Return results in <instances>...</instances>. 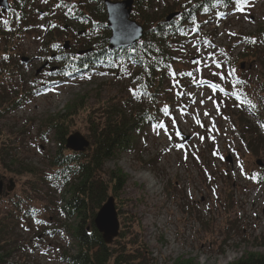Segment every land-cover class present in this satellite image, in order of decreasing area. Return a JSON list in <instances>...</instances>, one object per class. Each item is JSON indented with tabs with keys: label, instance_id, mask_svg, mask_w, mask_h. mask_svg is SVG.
<instances>
[{
	"label": "rangeland",
	"instance_id": "rangeland-1",
	"mask_svg": "<svg viewBox=\"0 0 264 264\" xmlns=\"http://www.w3.org/2000/svg\"><path fill=\"white\" fill-rule=\"evenodd\" d=\"M153 1L158 9L163 1L172 2ZM9 2L12 5L14 1ZM33 2L47 14L30 18L33 28L13 35L17 54L14 63L5 66L0 81L11 96L19 98L31 83L39 82L43 90L24 97L27 99L20 106L2 118L0 133L13 143L11 154L23 165L47 171L45 158L55 150L54 138L49 134V140L42 141L37 136L47 117L64 113L67 106L84 99L68 135L79 132L90 141L89 116L96 118L109 103L125 99L133 86L129 75L114 77L105 72L48 80L51 65L44 67L49 63V53L42 50L47 41V21L66 27L57 40L68 42L69 48L82 29L73 20L59 21L60 8L52 6L53 0ZM0 16L1 40V24H7L10 15ZM258 27H264V0L245 9H230L222 17L213 15L185 43L174 66L175 74L165 84L160 104L167 110L166 116L136 136L133 150L103 165V177L113 169H120L126 177L119 197L114 198L119 230L124 228L130 249L138 246L145 251L144 264H171L179 259L195 264H229L249 252L264 253V180L257 183L252 176L260 170L256 161L264 164V123L256 113L243 108L244 103H251L257 114L264 115L261 47L241 55L244 37L254 34ZM181 73L188 76L180 78ZM235 94L247 101H239ZM240 117L256 129L255 134L240 128ZM258 135L262 143L254 146L255 153L246 148V140ZM8 161L10 169H19ZM10 169L0 166L4 181L0 216L11 197L27 191L30 179ZM142 175L146 180L139 179ZM6 186H11L8 194ZM59 197L60 193H55L56 200ZM35 205L40 208L43 202ZM51 215H41L48 223L31 222L29 228L15 230L19 248L4 264H64L62 251L74 253V241L67 232L44 233L45 227L52 229L63 221Z\"/></svg>",
	"mask_w": 264,
	"mask_h": 264
},
{
	"label": "trees",
	"instance_id": "trees-1",
	"mask_svg": "<svg viewBox=\"0 0 264 264\" xmlns=\"http://www.w3.org/2000/svg\"><path fill=\"white\" fill-rule=\"evenodd\" d=\"M13 1L8 11L10 19L7 24L4 21L1 24V75L5 66L14 63L13 57L17 54L13 51V35L20 30L32 29L34 22L29 21L30 18L47 14L46 9L41 11L35 7L33 0ZM77 1L80 0H53L52 6L60 8L59 21L73 20L82 30L76 32L78 39L70 44V48L64 50L57 40L65 33L64 28L47 21V41L42 50L49 53V65L57 66V70L48 73V80L62 76L81 78L105 72L114 77L129 75L130 86L133 87L125 99L103 107L98 117L89 116L90 141L89 147L84 151H70L65 147V139L70 133L73 118L83 109L84 99L67 106L64 113L47 117L37 131V136L42 141H48L49 134L54 138L55 150L45 158L49 167L47 171L38 170L32 165H23L11 154L13 143L0 133V166L3 165L9 170V165L5 162L9 160L12 166H19V169H10L13 173L27 174L30 177L26 183L27 191L11 197L6 211L0 216V264H4L12 252L19 248L14 237L15 230L29 228L31 222L38 225L48 223L41 219V215L48 212L53 219L61 217L63 221L52 229L45 227L44 233L55 235L67 232L74 241V253L62 251L61 261L64 264L146 262L145 251L138 246L130 249L124 228L119 230L111 244H105L94 225V217L101 205L110 196L119 197L126 183V177L120 169L110 170L103 177V165L121 153L133 150L136 136L144 132L147 126L155 125L166 116L160 101L166 92L167 80L175 74L174 66L182 57L180 53L185 43L201 31L213 15L222 17L230 9H245L258 0H172L163 1L161 9L153 6V0H134L131 18L143 26V36L136 44L115 50L107 47L110 31L106 27L107 14L103 0H81L80 5ZM173 12L179 14L167 21L166 17ZM242 42L245 45L242 56H247L249 52L261 47L259 57L264 68V27H258L254 34L245 36ZM49 44L51 47L48 50ZM87 49L91 51L82 55L76 54L78 50ZM6 74L8 73L3 75ZM187 76L188 73H181L180 78ZM237 81L241 82L240 79ZM31 85L19 98L16 94L11 96L4 82L0 81V120L20 106L27 99L24 97L42 92L39 82ZM235 96L241 102L247 101L246 97ZM243 108L256 113L260 123H264V115L257 114L254 105L244 103ZM238 119L242 130L246 127L245 132L255 134V128L245 124L247 121L242 117ZM262 127L264 128L263 125ZM261 143L262 137L258 135L246 140V148H252L254 152V146ZM252 176L257 183L262 182L264 167ZM55 193H60L58 200ZM40 201L43 205L39 208L35 204ZM25 223L28 225L25 226ZM171 264L195 263L179 259ZM229 264H264V253L249 252Z\"/></svg>",
	"mask_w": 264,
	"mask_h": 264
},
{
	"label": "water",
	"instance_id": "water-1",
	"mask_svg": "<svg viewBox=\"0 0 264 264\" xmlns=\"http://www.w3.org/2000/svg\"><path fill=\"white\" fill-rule=\"evenodd\" d=\"M106 9V26L110 30L108 38V48L116 49L123 46H131L140 40L143 36V27L135 20L131 19V11L134 0H103ZM1 13L9 9L8 0H0ZM178 13H172L167 16L170 20ZM69 43L65 42L64 49L68 48ZM86 51H78L82 54ZM24 61L26 59H23ZM89 146V141L79 132L68 135L65 139V147L68 150L81 152ZM258 165L261 162L256 161ZM10 180V184H11ZM3 182L0 180V194L2 192ZM11 190V186L7 188ZM94 225L101 234L102 241L105 244H111L119 234V220L115 206L114 197L110 196L101 205L94 217Z\"/></svg>",
	"mask_w": 264,
	"mask_h": 264
},
{
	"label": "flooded vegetation",
	"instance_id": "flooded-vegetation-1",
	"mask_svg": "<svg viewBox=\"0 0 264 264\" xmlns=\"http://www.w3.org/2000/svg\"><path fill=\"white\" fill-rule=\"evenodd\" d=\"M66 28V27H65ZM48 65H49V63L47 64V65H45V67L44 68H47L48 67ZM47 72H49V68H48V70H47ZM3 178V177H2ZM9 186H6L5 188H6V194H8V192H7V188H8ZM3 189H4V181H3V186H2V191H3ZM2 194V193H1ZM0 198H1V195H0Z\"/></svg>",
	"mask_w": 264,
	"mask_h": 264
},
{
	"label": "bare ground",
	"instance_id": "bare-ground-1",
	"mask_svg": "<svg viewBox=\"0 0 264 264\" xmlns=\"http://www.w3.org/2000/svg\"><path fill=\"white\" fill-rule=\"evenodd\" d=\"M139 179H140V180H146L145 176H143V175L140 176Z\"/></svg>",
	"mask_w": 264,
	"mask_h": 264
},
{
	"label": "snow or ice",
	"instance_id": "snow-or-ice-1",
	"mask_svg": "<svg viewBox=\"0 0 264 264\" xmlns=\"http://www.w3.org/2000/svg\"><path fill=\"white\" fill-rule=\"evenodd\" d=\"M233 35H235L234 33H233ZM254 42V41H253ZM7 57H5V59H6ZM198 63V62H197ZM190 75V74H189ZM213 87H215V86H213ZM165 114H167V110L165 109Z\"/></svg>",
	"mask_w": 264,
	"mask_h": 264
}]
</instances>
